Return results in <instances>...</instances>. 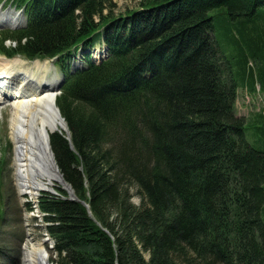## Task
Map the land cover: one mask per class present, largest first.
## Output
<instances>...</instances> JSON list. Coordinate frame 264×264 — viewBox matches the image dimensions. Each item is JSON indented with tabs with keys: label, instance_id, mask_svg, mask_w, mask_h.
Listing matches in <instances>:
<instances>
[{
	"label": "trees",
	"instance_id": "trees-1",
	"mask_svg": "<svg viewBox=\"0 0 264 264\" xmlns=\"http://www.w3.org/2000/svg\"><path fill=\"white\" fill-rule=\"evenodd\" d=\"M9 2L28 25L2 31L0 52L58 56L65 69L57 103L73 146L58 131L51 142L78 199L60 187L38 202L57 264H264V150L246 138L212 14L225 8L254 42L253 77L264 0H139L120 12L113 0ZM101 40L110 56L69 67ZM252 81L264 90V76Z\"/></svg>",
	"mask_w": 264,
	"mask_h": 264
},
{
	"label": "bare ground",
	"instance_id": "bare-ground-1",
	"mask_svg": "<svg viewBox=\"0 0 264 264\" xmlns=\"http://www.w3.org/2000/svg\"><path fill=\"white\" fill-rule=\"evenodd\" d=\"M22 24L21 12L0 8V29L5 25ZM108 56V48L101 54L94 51L93 55L100 60ZM59 84L58 75L50 77L47 62L0 56V115L3 106L11 104L15 179L20 193L33 199H37L42 190L51 191L56 182L63 184L65 180L51 142L52 133L68 129L57 104ZM53 247L48 237L36 238L29 234L22 245L20 264H54Z\"/></svg>",
	"mask_w": 264,
	"mask_h": 264
},
{
	"label": "rangeland",
	"instance_id": "rangeland-1",
	"mask_svg": "<svg viewBox=\"0 0 264 264\" xmlns=\"http://www.w3.org/2000/svg\"><path fill=\"white\" fill-rule=\"evenodd\" d=\"M113 1L115 2V11L120 12L125 11L127 8L136 7L139 0ZM0 8L8 10L15 7L11 4H3ZM16 9L18 10V8H15L14 10ZM225 11V8L212 11L216 25V38L219 41L226 58L232 64L235 70L236 79L240 85L236 107L238 114L243 115L246 118V138L256 148L264 150V90H260L258 81L256 84L252 81L253 77L259 78V82L263 80L264 72L262 69H264V58H262V60H253L252 58L254 57H249L252 64L254 63L251 69L254 75L253 77L251 75L248 77V74H246L247 67L245 61L246 56L252 51L254 42L246 40L245 35L242 33L244 27L237 25L238 23L230 20L228 17L227 19ZM260 39L262 40L260 45L263 48L262 52L264 55L263 32L261 33ZM11 42V40H7L6 44L11 45ZM98 47L100 46H97L95 49ZM102 51L104 53L105 48ZM0 56L4 57L3 54H0ZM35 60L47 62L50 77L52 75H58L62 82L64 71L56 64L55 60L47 59L48 61H46L45 59H27L29 62ZM78 63L79 62L77 61V64ZM245 88H248V90L246 91ZM59 94L60 91L58 90V95ZM10 111L11 104L6 103L5 106H3L0 115V159L6 161L3 165L1 173L2 179L0 182V264L21 263L22 245L29 234L34 235L36 238L46 236L51 240L53 239L47 231V223L43 218V213L38 207L37 199H33L26 194H21L16 183L14 174V142L10 129ZM61 185L60 182H56L54 185L57 195L59 193L58 188H60ZM128 188L131 193L132 201L137 205H142L143 195L139 186L136 183L131 182L129 183ZM29 201L33 203V209L31 208ZM57 257L58 253L55 249H52V261L54 264H57Z\"/></svg>",
	"mask_w": 264,
	"mask_h": 264
},
{
	"label": "water",
	"instance_id": "water-1",
	"mask_svg": "<svg viewBox=\"0 0 264 264\" xmlns=\"http://www.w3.org/2000/svg\"><path fill=\"white\" fill-rule=\"evenodd\" d=\"M66 137L70 140V143H71V145H72V142H71V132H70V130H67V131H66ZM62 174H63V173H62ZM60 187L66 189V190L68 191V193H69V197H70L71 199H78L77 194H76L74 188L72 187L71 183H69L66 179L64 180V183H63ZM46 191H48V190H46ZM50 192H52V193H54V194L57 193L56 190H51ZM37 201H39L38 198H37ZM87 205H88V204H87ZM51 241H52L53 246H55V240L52 239Z\"/></svg>",
	"mask_w": 264,
	"mask_h": 264
},
{
	"label": "crops",
	"instance_id": "crops-1",
	"mask_svg": "<svg viewBox=\"0 0 264 264\" xmlns=\"http://www.w3.org/2000/svg\"><path fill=\"white\" fill-rule=\"evenodd\" d=\"M245 90L247 91V90H248V88H247V89L245 88Z\"/></svg>",
	"mask_w": 264,
	"mask_h": 264
}]
</instances>
